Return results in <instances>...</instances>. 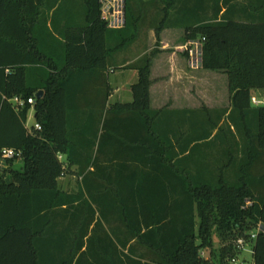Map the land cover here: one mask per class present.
<instances>
[{"label": "trees", "instance_id": "obj_1", "mask_svg": "<svg viewBox=\"0 0 264 264\" xmlns=\"http://www.w3.org/2000/svg\"><path fill=\"white\" fill-rule=\"evenodd\" d=\"M71 1L0 0V148L23 153L0 175V264H213L202 251L215 228L231 241L226 264L254 232L252 263L264 264V104L252 102L264 90V0H125L122 28L108 26L101 0H83L79 23ZM148 23L156 47L129 66L133 99L109 105L106 76L104 117L80 149L68 114L96 102L86 80ZM166 28L203 42L202 68L227 74L230 107H151ZM31 110L41 129L27 128ZM113 139L131 148L109 158L131 180L100 168ZM73 172L81 185L70 192L59 179ZM153 174L168 183L151 184ZM113 212L117 242L105 227Z\"/></svg>", "mask_w": 264, "mask_h": 264}, {"label": "crops", "instance_id": "obj_2", "mask_svg": "<svg viewBox=\"0 0 264 264\" xmlns=\"http://www.w3.org/2000/svg\"><path fill=\"white\" fill-rule=\"evenodd\" d=\"M225 10L226 8L224 7L222 13ZM151 13V16H157L155 9ZM78 20L79 23L84 22V20ZM148 25L149 23L142 27V35H140V38L145 39L149 47L145 46L134 52L133 48L137 46V44H139L138 38L127 49L119 50L113 53L111 57V63L108 66L107 70L98 71L96 76L91 75L86 80L85 85L88 89L87 96L91 97L96 102L92 103L90 106H87L86 103H83L84 105H82L80 109L72 111L68 114L69 127H72V129L76 130L74 131V135L78 132V134H76V137L81 143L80 149H87V141L90 140L93 135V133L86 132L85 130H93L95 125L97 123H100V118L102 121L104 117V112L102 113L103 109L101 108L100 103L103 102L104 99L106 76L108 78L109 84L111 85V94L108 101L109 105L117 102H128L133 99L131 86L138 80L139 72L137 69L130 68L129 66L131 64H134L144 54L150 53L156 47V32L153 28H149ZM184 34L185 32L182 28H166L161 32V45L159 46L160 51L155 55L153 59L151 71V78L153 82L150 88V95L151 107L154 109H160L165 106H169L172 109L200 108L202 105L201 99L203 96V91L201 88V70L206 73H212L214 71L205 69L200 70V68L195 69L188 64V56L183 47L186 43V41L184 40ZM118 68H120L121 70H117ZM205 102L208 104L207 100ZM208 107L215 108L211 105H209ZM31 111H33L35 117V111ZM26 126L27 128H30L33 125H28L26 123ZM82 130H84V132H82ZM130 131L138 132L134 129ZM127 146L128 144L114 139L105 145V150L107 153L106 156L102 157V161H100V168L113 166L115 170L112 174L114 182V178L117 175L120 178L124 177L123 179L128 178V180H131V177L127 176L126 173H120L117 171V169L122 168V165H125V162L119 163L116 159H114V161L112 162L109 159L112 154H116L119 152H121L124 156L129 154V150L131 148ZM76 148L78 147L76 146ZM209 153H211V150H209ZM209 162L211 163V159H209ZM136 163L137 164H134L139 166L135 167V169L144 167V165L140 164L139 162ZM76 169V167L73 168V170ZM106 170L104 169V171ZM71 174L73 176L78 175L76 174V172H73ZM63 177L64 176H62L59 181L63 179ZM78 178L79 182L76 187H71L69 189L64 187L62 188L70 192L77 191L81 185V177L79 175ZM150 179L151 180H149V182L155 185L163 184L164 181L168 183V180L164 179L162 176H154V174ZM115 216L116 214L115 212H113L110 222L105 223V227L107 228L109 234L117 242L115 233L119 234L120 230L119 221L116 224Z\"/></svg>", "mask_w": 264, "mask_h": 264}, {"label": "rangeland", "instance_id": "obj_3", "mask_svg": "<svg viewBox=\"0 0 264 264\" xmlns=\"http://www.w3.org/2000/svg\"><path fill=\"white\" fill-rule=\"evenodd\" d=\"M72 8L75 9L78 19L81 21L84 20V1L83 0H72L71 1ZM152 14V13H151ZM141 32L139 33V44L133 48V51L136 52L140 48L149 47L148 43L145 39L140 38ZM187 42V41H186ZM185 51V50H184ZM188 59V57H187ZM198 69V68H195ZM204 69V68H200ZM117 70H121L118 68ZM206 70V69H205ZM202 75V99H201V106L203 105H211L213 107H230L231 100H230V92H229V85H228V77L227 74L224 72L214 71L212 73H206L201 70ZM132 92V91H131ZM201 94V95H202ZM205 95V96H204ZM208 101V104L205 101ZM255 101H261L264 104V90H254L252 102L253 104ZM260 105V104H255ZM35 117L33 111L30 112L29 119L27 124L34 125L35 124ZM17 167L21 166V163L16 164ZM79 182L78 175L73 176L71 173H67L64 175L63 179L60 180V185L64 188H71L76 187ZM234 241V240H233ZM231 243L228 238L225 237V234L215 228L213 231V245L211 248H206L202 251V254L205 258L210 259L213 264H219L220 259L223 261V264L227 263V259L230 255L229 252L225 253V248L229 246ZM239 261H245L247 263H252L253 261V253L250 250H244L239 255ZM231 260V259H230Z\"/></svg>", "mask_w": 264, "mask_h": 264}, {"label": "built area", "instance_id": "obj_4", "mask_svg": "<svg viewBox=\"0 0 264 264\" xmlns=\"http://www.w3.org/2000/svg\"><path fill=\"white\" fill-rule=\"evenodd\" d=\"M102 2V17L107 21L108 26L111 28H122L125 25V0H101ZM185 52L188 56V64L192 68H201L202 67V55H203V42L200 39H191L188 40L183 46ZM13 102L16 105H23L24 100L19 96L13 98ZM28 102L34 104L35 99L30 97ZM255 104H262L261 101H255ZM41 129L42 126L39 122H36L29 129ZM23 153L21 150L13 147H3L0 148V175L4 174L5 171L10 169L13 165H16L21 162ZM63 155H59V159L62 160ZM263 230V226L258 224L257 231ZM257 233L254 232L251 234L249 239L245 237H240L236 241L239 254L244 250H250L253 253V239H255ZM238 254V255H239ZM231 258L230 264H253L247 263L245 261H239V256ZM253 262V261H252Z\"/></svg>", "mask_w": 264, "mask_h": 264}, {"label": "water", "instance_id": "obj_5", "mask_svg": "<svg viewBox=\"0 0 264 264\" xmlns=\"http://www.w3.org/2000/svg\"><path fill=\"white\" fill-rule=\"evenodd\" d=\"M43 93H44L43 90L38 91L37 94H36L37 98H41Z\"/></svg>", "mask_w": 264, "mask_h": 264}]
</instances>
